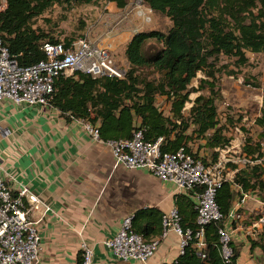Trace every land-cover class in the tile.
I'll use <instances>...</instances> for the list:
<instances>
[{"label":"trees","instance_id":"obj_1","mask_svg":"<svg viewBox=\"0 0 264 264\" xmlns=\"http://www.w3.org/2000/svg\"><path fill=\"white\" fill-rule=\"evenodd\" d=\"M131 1L137 0H7L6 10L0 13V39L12 59L21 66H31L44 59L45 43L69 47L78 38L61 42L53 30L34 28L36 20L48 10L58 7L70 12L102 2L123 10ZM140 1L153 13L166 17L169 29L132 35L124 48L127 68L121 79L93 78L81 72L68 77L59 75L47 108L58 111L68 123L83 121L96 127L102 143L128 140L135 131L142 130L147 142L162 139L161 152L174 153L184 148L204 166L219 162L220 153L232 146L226 133L240 130L241 162L229 160L223 166L224 180L215 195L222 218L203 227L204 247L200 250L196 204L190 195H174L181 228L189 231L191 238L169 263L238 264L240 252L232 240L228 243L230 257H222L219 231L237 229L240 222L229 219V214L244 195H253L264 204V96L260 114L253 122L257 130L250 133L240 126L242 116L224 114L220 119L217 103L222 94L218 80L223 74L236 76L234 69L247 67V53L264 54V0ZM149 42L155 45L148 46ZM223 58L232 61L234 69L228 71L227 65H221ZM195 80L197 87L192 89ZM245 85L260 88L255 78L245 80ZM193 93L197 96L192 100ZM160 98L167 112L158 109L156 102ZM237 214L242 217L241 224L256 234L248 240L251 261L264 264V232L257 234L256 230L264 222L260 217L252 218L242 207ZM162 215L156 208L136 210L131 219L133 232L145 241L157 239L162 234ZM255 251L259 254L255 255ZM82 259L80 251L77 264H82Z\"/></svg>","mask_w":264,"mask_h":264},{"label":"crops","instance_id":"obj_2","mask_svg":"<svg viewBox=\"0 0 264 264\" xmlns=\"http://www.w3.org/2000/svg\"><path fill=\"white\" fill-rule=\"evenodd\" d=\"M122 37L108 45L113 55L122 49L124 57L131 37L119 48ZM0 169L14 191L27 188L51 208L38 226L40 264H77L82 242L92 250L91 264H141L116 260L103 242L138 209L174 208L172 184L116 167L109 148L93 142L80 121L68 123L51 108L0 103ZM158 241L146 264H169L180 254L174 233Z\"/></svg>","mask_w":264,"mask_h":264},{"label":"built area","instance_id":"obj_3","mask_svg":"<svg viewBox=\"0 0 264 264\" xmlns=\"http://www.w3.org/2000/svg\"><path fill=\"white\" fill-rule=\"evenodd\" d=\"M135 2L139 6L136 16L149 23L150 17L141 11L142 2ZM6 8L7 0H0V13ZM42 51L43 60L31 66H21L10 57L0 39V103L8 101L17 107L47 108L53 97L54 82L59 75L68 77L74 72H81L93 78L121 79L125 73L114 64L109 46L95 45L86 37L77 38L69 47L64 43H45ZM80 122L93 142L102 143L96 127ZM104 144L109 148L116 167L144 170L160 182L172 184L176 194L191 196L196 204L197 223L200 227L196 235L199 239L197 249H202L203 227L222 218L215 201L216 190L224 180L222 163L204 166L184 148L174 153H163L160 151L162 139L147 142L142 130L135 131L128 140ZM5 178L0 169V264H40L38 226L46 214L51 212V208L27 188L21 187L14 191ZM248 198L249 195H244L240 202L233 205L229 214V219L240 222L238 228L242 230L247 228L241 224L242 217L237 214V209L244 208ZM131 219L132 216L125 217L115 236L103 242V246L118 261L146 264L154 255L158 240L170 232L179 238L180 253L190 241L191 233L181 228L180 216L175 207L163 213L162 234L152 241H145L133 232ZM230 233V229L225 228L219 231L224 260H228L231 254L228 247ZM81 251L82 264H91L90 246L82 242Z\"/></svg>","mask_w":264,"mask_h":264},{"label":"rangeland","instance_id":"obj_4","mask_svg":"<svg viewBox=\"0 0 264 264\" xmlns=\"http://www.w3.org/2000/svg\"><path fill=\"white\" fill-rule=\"evenodd\" d=\"M138 7L135 1H131L123 10H119L114 4L107 2L98 5L80 6L70 12H62L58 7H53L36 20L34 28L39 27L47 31L53 30L54 36L61 42L65 38L86 37L91 43L102 46H108L111 42L113 43L115 36L123 34V37L115 42L119 48H122L127 38L132 37L136 32L149 30L166 32L169 29L170 22L166 17L153 13L142 3L141 11L150 17V22L145 23L141 17L136 16ZM154 45L153 42L148 43V46ZM110 55L116 67L126 70L127 67L123 63L122 49H117L114 55L110 51ZM246 55L248 66L238 70L231 65L232 61L224 58L221 60L220 64L227 65L228 71L234 69L238 73L236 76L223 74L219 77L218 84L222 100L217 103V106L220 119L224 118V114L235 118L242 116L243 122L240 126H244L246 130L251 131L250 133H254L257 128L253 122L260 114L264 96V54L247 53ZM248 78H255L259 81L260 88L254 89L245 85V80ZM196 87L197 81L195 80L191 88L195 89ZM196 96L197 93H193L191 99L193 100ZM156 105L160 111H168L163 99H158ZM226 135L231 138L232 146L220 153L219 162L222 163V166L229 160L240 163L241 159L238 158V155L243 142L241 132L238 129H231ZM193 149L197 151V143L193 144ZM200 155L202 156L203 153H200ZM244 206L250 210L247 211L253 215L252 218L260 217L261 222H264V204L260 203L255 196H249ZM246 228L242 230L237 227V229L231 230L230 233V240L238 245L237 248L240 252L238 264H254L248 254V240L255 238L256 234H254L253 229ZM256 230L257 234L264 232V224L259 223ZM258 254L259 252L255 251V255Z\"/></svg>","mask_w":264,"mask_h":264},{"label":"clouds","instance_id":"obj_5","mask_svg":"<svg viewBox=\"0 0 264 264\" xmlns=\"http://www.w3.org/2000/svg\"><path fill=\"white\" fill-rule=\"evenodd\" d=\"M151 11V10H150Z\"/></svg>","mask_w":264,"mask_h":264}]
</instances>
